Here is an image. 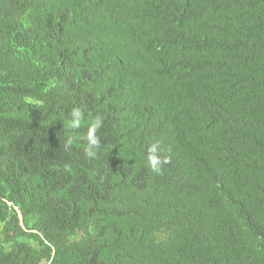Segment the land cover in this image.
<instances>
[{
  "label": "trees",
  "instance_id": "obj_1",
  "mask_svg": "<svg viewBox=\"0 0 264 264\" xmlns=\"http://www.w3.org/2000/svg\"><path fill=\"white\" fill-rule=\"evenodd\" d=\"M0 264H264V0H0Z\"/></svg>",
  "mask_w": 264,
  "mask_h": 264
},
{
  "label": "clouds",
  "instance_id": "obj_2",
  "mask_svg": "<svg viewBox=\"0 0 264 264\" xmlns=\"http://www.w3.org/2000/svg\"><path fill=\"white\" fill-rule=\"evenodd\" d=\"M98 123H93L89 129V133H88V139L91 141V143L95 144L97 142L96 140V136H95V132L96 129L98 127ZM156 146L153 145L150 149H149V156H148V162H149V167L156 172L157 174H159L161 172L162 169V161L161 159L156 155ZM166 162V161H164Z\"/></svg>",
  "mask_w": 264,
  "mask_h": 264
}]
</instances>
